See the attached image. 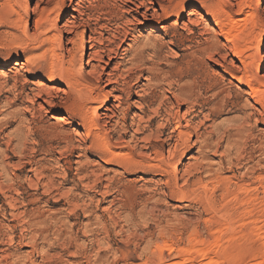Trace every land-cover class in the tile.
I'll use <instances>...</instances> for the list:
<instances>
[{
    "label": "rangeland",
    "instance_id": "rangeland-1",
    "mask_svg": "<svg viewBox=\"0 0 264 264\" xmlns=\"http://www.w3.org/2000/svg\"><path fill=\"white\" fill-rule=\"evenodd\" d=\"M187 1L204 14V0ZM18 4L19 0H0V76H3L0 77V141L8 140V134L22 128L26 129L27 139L30 136L31 147L28 145L29 151L23 152L17 145L19 141L10 145L6 141L7 144L0 146L1 150L8 148V160L17 163L13 177L5 173L0 178L5 184V192L0 190V264H174L183 260H189L190 264L210 260L212 264H264V86L258 96L246 83L239 84L229 75L224 82L217 78L211 68L221 73L223 68L195 54L204 41L203 29L175 27L172 25L175 18L164 17L162 23L168 22L169 30L153 32L164 39L160 52L169 59L176 56L184 74L188 71L187 64L193 67L196 61H203L208 67L203 65L206 74L198 78L199 106L195 110L199 118L195 125H190L192 128L184 122L180 125L182 130H189L190 136H185L191 141L186 148L181 147L183 153H178L180 163L175 172L157 158L154 146L147 149V157L141 154L140 145L130 141L131 125L122 130L124 125L119 121L116 126L105 127L112 133L113 142L121 132L127 142L116 147L114 151L119 155L108 161L107 151L103 153L95 146L96 137L87 136L86 125L65 115L67 106L71 105L53 109L68 116L69 125H57L53 113L46 115L32 110L26 93L33 87V81L45 77V70L39 64L45 60L44 48L30 40L14 22ZM212 16L205 18L222 31L214 24L217 16ZM250 29L248 20L237 39L229 44L222 32L221 39L229 46L226 50L243 45ZM154 30L153 25L145 23L139 25L137 34L139 31L146 36ZM261 52L264 53V47ZM229 53L234 58L232 51ZM253 53L254 50L244 51L242 55ZM28 58L31 59L27 61ZM16 61L25 63V71L17 79V74L8 70ZM234 61L241 71L247 67L237 58ZM7 62L10 65L5 67ZM161 63L171 71L165 59ZM254 65L255 69L259 67L257 59ZM260 74H264V69ZM222 87L229 91L227 97L217 95ZM149 88L144 99L154 108L157 107L154 99L163 93L154 84ZM74 97L69 103L80 115V100L76 94ZM25 106H31L30 111ZM149 114L154 119L146 125L147 132L156 128L160 120L167 124L165 111L160 113L161 119L154 112ZM165 127L167 135L175 125L168 123ZM51 130L55 133L62 130L63 137L72 138L82 148L59 149L64 144L63 138L55 137ZM172 142L170 146L174 145ZM167 146L161 147L165 156H168ZM67 161L68 181L64 183L62 172ZM39 164L53 181V187L45 185L44 174L38 177L41 178L38 186L28 183L27 177L35 174L31 169ZM93 169L98 171L93 173Z\"/></svg>",
    "mask_w": 264,
    "mask_h": 264
},
{
    "label": "bare ground",
    "instance_id": "bare-ground-1",
    "mask_svg": "<svg viewBox=\"0 0 264 264\" xmlns=\"http://www.w3.org/2000/svg\"><path fill=\"white\" fill-rule=\"evenodd\" d=\"M32 1L33 5L30 4ZM191 5L187 0H19V12L17 11L18 16L14 22L21 27L30 40L39 43V47L44 48L42 55L45 60L44 63L39 64L45 70V77L33 81V87L26 93L32 110L39 114L48 115L53 113L52 119L57 125H69V115H71L70 118L73 119L74 117V119L81 121L82 125H86L87 136L94 135L96 137L94 138L95 146L100 150L102 149L103 153L107 151L106 160L109 159L108 161H110V157L119 155L114 149L126 143L127 140L123 139V132H121L119 135L117 134L118 136L115 135L117 139L113 142L112 133L107 130L105 125L116 126L121 121L124 126L119 128L122 130L129 127L127 125H131L132 136L130 141L135 146L140 145L141 154L147 157L149 155L147 149L154 146L157 149L155 155L163 161L164 166L177 172L180 163L179 158L177 159L180 155L178 153L182 152H180L182 146L186 148L187 143L191 141V138L188 137L190 136L189 130H182L183 128L180 125L183 126V122L188 126L193 125L199 118L195 110L196 106H199L196 98L200 89L198 78L205 75L207 71H205L207 64L202 63L201 58L203 56L223 68L222 73L211 68V73L213 72L223 82L225 77L229 75L232 80L239 84L246 83L248 89L254 91L258 96H261L260 92L264 86V74L260 76V72L264 69V53L261 52L264 47V22L262 20L264 0H204L202 4L204 14ZM205 15L210 17L216 15L217 17L213 18L214 24L218 28H222V31L212 27V22L210 24ZM164 17H168L170 20L175 18L172 21V25L175 27L181 26L186 30L198 27L204 31L205 37H203L204 41L201 43L202 47L197 48L200 54L195 53L201 57L202 62L196 61L193 67L187 64L186 69L188 71L186 74L182 73L183 66L177 62L176 56L169 59L160 52V48L165 44L164 39L153 32H164L170 28L166 24L168 22L162 23ZM248 20L251 22V29L245 43L236 45L234 50L229 48L226 50L228 45L221 39L222 32H225V37H223L228 44L234 42L237 39L238 32L242 30L244 23ZM145 23L153 25L155 30L148 32L146 36L139 31L137 34L139 25ZM243 34L245 35V33ZM242 38L240 37V39ZM39 47L35 46V49ZM229 50L232 51L234 58H237L241 64H247L245 70L237 69L234 58L230 57ZM250 50H254L252 55H242V52ZM30 59L28 58L27 61ZM163 59L170 65L171 71L162 67L161 62ZM256 59L260 63L257 69L254 68ZM205 61L207 60H204V63ZM8 64L10 65V62H7L5 67H8ZM23 65L25 63L16 61L8 69L9 72L17 74L15 79L22 74ZM137 72L139 73L138 76ZM152 84L163 93L161 97H159L160 93L158 97L155 95L154 102L157 103V107L154 108H152L153 104H150L151 102L148 103L144 99ZM214 88H216V84ZM223 88L217 91V95L223 96L225 94V97H227L226 94L229 91ZM74 94L80 100L79 106L82 107L80 115L71 109L72 103H69L75 99ZM66 105H71L67 106L68 109L65 112V115L68 116H64L62 112L53 111L56 107ZM31 106H25V110L31 109ZM219 106L217 104V107ZM183 107H186V109L182 111ZM162 110L165 111V122L175 125L171 133L167 135L164 134L165 125L167 124L160 122L161 117L159 115ZM149 111L158 115L160 121L156 123V128L147 132L149 126L146 128V125L154 119ZM129 117H131L130 123H128ZM49 125L55 124L50 123ZM54 128L56 127L51 129ZM186 128L189 129V127ZM16 130L18 131H15V134L12 133L13 135L6 134L8 140L3 138L0 141V146L5 144L6 141L9 142V145L19 141L17 145H20L23 152L24 150L28 152L30 149L28 148L30 136L27 139L26 129L25 131L22 128ZM54 130H51L53 131L52 135L55 133ZM55 134V137L60 135L63 138L64 144L61 147L59 146V149L65 151V149H71V147L82 148L81 144L80 146L74 144L72 138L63 137L61 135L63 134L62 130ZM185 134H188V136L186 135V137ZM171 142L174 144L173 146H170ZM166 144L169 146L168 150L166 149L168 156H165L164 151H161V147ZM1 149L0 155L3 159H0V178L5 173L13 177L15 175L14 167L17 166V163L8 160V148H6L7 151ZM185 151L187 150L185 149ZM129 152L132 155L131 149H129ZM67 163L68 161L64 163L62 172L64 183L68 181ZM40 165L31 169L35 173L33 177L30 175L27 177L28 183L32 186H38L41 179L38 177L44 174L45 168L40 167ZM93 167L99 168V171L102 170V167L96 164H93ZM93 170V173L98 171ZM42 177L46 180V186H54L53 181L45 174ZM0 190L5 192V184L1 180ZM174 264H190V261L183 260ZM204 264H212V261H207Z\"/></svg>",
    "mask_w": 264,
    "mask_h": 264
}]
</instances>
